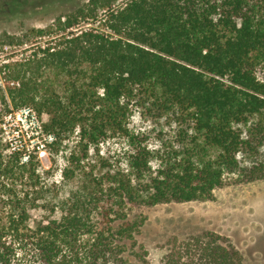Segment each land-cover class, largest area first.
I'll return each instance as SVG.
<instances>
[{
	"label": "trees",
	"instance_id": "obj_1",
	"mask_svg": "<svg viewBox=\"0 0 264 264\" xmlns=\"http://www.w3.org/2000/svg\"><path fill=\"white\" fill-rule=\"evenodd\" d=\"M0 44L31 51L0 64V264H140L129 207L264 179V0H88ZM26 109L38 150L6 137ZM111 140L117 162L100 155ZM191 246L164 264H243L232 245Z\"/></svg>",
	"mask_w": 264,
	"mask_h": 264
},
{
	"label": "rangeland",
	"instance_id": "obj_2",
	"mask_svg": "<svg viewBox=\"0 0 264 264\" xmlns=\"http://www.w3.org/2000/svg\"><path fill=\"white\" fill-rule=\"evenodd\" d=\"M87 2L0 0V39L6 34L21 38L32 29L53 26L57 18L75 12ZM92 26L93 21H89L73 31ZM29 48L30 44L16 47L0 44V64L26 58L31 53ZM132 126L141 130L152 128L140 116L134 117ZM6 129L11 147L42 148L40 127L27 109L8 117ZM121 148L122 142L111 140L102 146L100 155L117 162L122 157ZM39 157L43 167L48 169L50 161L43 150L39 151ZM55 178L61 180L60 175ZM224 178V185L215 190L211 200L129 207V219L140 224L135 234L136 247L127 253L131 261L143 264L141 260L145 259L149 264H164L166 257L177 251L185 257L189 244L192 246L188 256L199 257L202 248L222 243L240 251L243 264H264V179L244 181L237 175H225ZM128 245H131L130 241Z\"/></svg>",
	"mask_w": 264,
	"mask_h": 264
},
{
	"label": "built area",
	"instance_id": "obj_3",
	"mask_svg": "<svg viewBox=\"0 0 264 264\" xmlns=\"http://www.w3.org/2000/svg\"><path fill=\"white\" fill-rule=\"evenodd\" d=\"M15 114H16V113H15ZM13 115H14V114H13ZM13 115H10V116H13ZM10 116H9V117H10Z\"/></svg>",
	"mask_w": 264,
	"mask_h": 264
}]
</instances>
